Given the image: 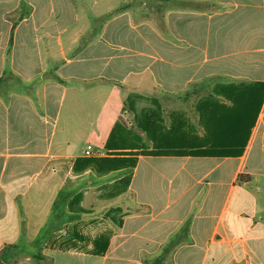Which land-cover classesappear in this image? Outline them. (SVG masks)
<instances>
[{
	"label": "crops",
	"instance_id": "obj_1",
	"mask_svg": "<svg viewBox=\"0 0 264 264\" xmlns=\"http://www.w3.org/2000/svg\"><path fill=\"white\" fill-rule=\"evenodd\" d=\"M88 1L0 0V264H264V102L239 157L74 169L89 140L108 156L119 121L169 111L161 97L233 112L229 87L264 83V0ZM77 195V214L58 216Z\"/></svg>",
	"mask_w": 264,
	"mask_h": 264
},
{
	"label": "trees",
	"instance_id": "obj_2",
	"mask_svg": "<svg viewBox=\"0 0 264 264\" xmlns=\"http://www.w3.org/2000/svg\"><path fill=\"white\" fill-rule=\"evenodd\" d=\"M24 3L19 9V19L29 15ZM10 16H13L11 14ZM2 81H0L1 84ZM221 87L215 92L220 94ZM228 99L233 103L234 111L224 112V106L218 100L204 98L197 105L199 123L204 130L199 136L196 130L190 128L187 115L182 111H173L167 120L156 110L141 116L139 125L145 134L150 146L142 143V138L130 130L123 121H119L106 144L109 152L106 157L80 158L75 162L77 172L92 170L99 175L110 172L135 169L139 156H195V157H239L247 145L251 129L253 128L260 109L264 102V83L246 88L238 93V87L228 88ZM245 95V96H244ZM216 98V97H215ZM214 98V99H215ZM241 100V105H239ZM211 104V106H210ZM241 107L239 110L237 108ZM228 135V136H227ZM130 184V178L125 177L107 188L109 196H118L124 193ZM81 199L75 196L63 209L59 208L58 216H73L77 214L75 206ZM66 197L60 196L55 203V212L58 203H65ZM83 210L80 208V211ZM186 229V227H185ZM111 238V232H103L93 241V253H106ZM180 242L172 239L169 247Z\"/></svg>",
	"mask_w": 264,
	"mask_h": 264
},
{
	"label": "rangeland",
	"instance_id": "obj_3",
	"mask_svg": "<svg viewBox=\"0 0 264 264\" xmlns=\"http://www.w3.org/2000/svg\"><path fill=\"white\" fill-rule=\"evenodd\" d=\"M91 2V0H89L88 1V3H90ZM204 98H206V97H204V95L203 96H200L199 98H195L194 96L193 97H189V98H182V100L181 101H178V102H175V101H173V98H169V99H166V98H164V97H161V104L162 105H164L165 106V110L167 111V110H169V111H167V112H161V116H163L166 120H167V124H169V120H168V118H169V116H170V113L171 112H173V109H175V106H178V107H180L181 108V110L180 111H182L183 113H185V115H187V118H188V120H189V126H190V128H191V130H192V128L193 129H195L196 130V133L198 134V131H197V129H196V125H195V121H196V119H193V120H191L192 119V117H190L189 116V114L187 113V110H186V108L187 107H189V105H193V106H196L201 100H203ZM152 99V98H151ZM152 104H154V103H152ZM176 104V105H175ZM157 105L158 104H154V106L157 108ZM156 108H153V109H150V111L151 110H156V111H159L158 109H156ZM149 111V112H150ZM161 111V110H160ZM176 111H178V110H176ZM146 114V112L144 113V114H140V115H138L139 117L142 115H145ZM129 115L127 114V117H128ZM195 116V115H194ZM196 117V116H195ZM141 118V117H140ZM140 118H137V119H134V120H128V121H123L125 124H126V126L130 129V130H132L133 132H135L136 134H138L139 135V137H141L142 138V143L144 144V145H146V146H150V141L149 140H147V138L145 137V134L143 133V131H142V129H141V127H140V125H139V122H140ZM139 120V121H138ZM131 125H130V124ZM199 135V134H198ZM199 136H201V135H199ZM89 142H91V145L94 147V146H100V147H102L101 146V144H96L94 141H92V140H89ZM80 149H81V147H80ZM101 149H103L104 150V148H101ZM105 151V150H104ZM104 153V152H103ZM106 153L107 154H109V152L108 151H106ZM144 157H146L145 159H143V160H141L140 161V165H139V174H140V176L141 175H143L144 173H147V174H152L153 172H155L156 170H161V157H157V156H144ZM148 157H153V158H148ZM138 162H139V159H138ZM137 165H138V163H137ZM160 180H161V178H160ZM151 181L153 182V181H155L154 179H151ZM141 183V181L139 182V184ZM154 184H157V186L158 185H160L159 184V182H157V183H154ZM124 199H129L128 197H124L122 200L124 201ZM101 206L100 205H98V208H100ZM107 215H109V213H107Z\"/></svg>",
	"mask_w": 264,
	"mask_h": 264
},
{
	"label": "built area",
	"instance_id": "obj_4",
	"mask_svg": "<svg viewBox=\"0 0 264 264\" xmlns=\"http://www.w3.org/2000/svg\"><path fill=\"white\" fill-rule=\"evenodd\" d=\"M94 157H104L101 155V152L96 150L93 146H87L84 152V158H94Z\"/></svg>",
	"mask_w": 264,
	"mask_h": 264
}]
</instances>
